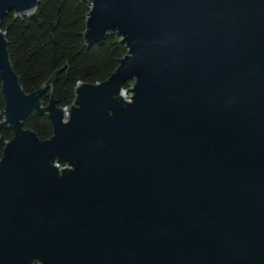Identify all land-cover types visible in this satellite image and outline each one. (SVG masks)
Returning a JSON list of instances; mask_svg holds the SVG:
<instances>
[{
	"label": "water",
	"instance_id": "95a60500",
	"mask_svg": "<svg viewBox=\"0 0 264 264\" xmlns=\"http://www.w3.org/2000/svg\"><path fill=\"white\" fill-rule=\"evenodd\" d=\"M83 1L85 44L127 53L69 107L60 71L22 90L0 30V264H264V0Z\"/></svg>",
	"mask_w": 264,
	"mask_h": 264
},
{
	"label": "trees",
	"instance_id": "16d2710c",
	"mask_svg": "<svg viewBox=\"0 0 264 264\" xmlns=\"http://www.w3.org/2000/svg\"><path fill=\"white\" fill-rule=\"evenodd\" d=\"M89 10L83 0H39L33 18L9 13L3 19L0 30L6 33L10 62L25 93L40 89L60 71L52 94L59 107H69L78 83L105 81L116 70L126 48L115 35H108L101 45L85 44L83 35ZM128 87L126 84L124 89ZM48 98L49 91L42 101L47 103ZM3 108L0 87V123ZM23 128L43 141L52 136L50 122L35 114L24 120ZM12 137L11 129L0 131V156L4 143Z\"/></svg>",
	"mask_w": 264,
	"mask_h": 264
}]
</instances>
